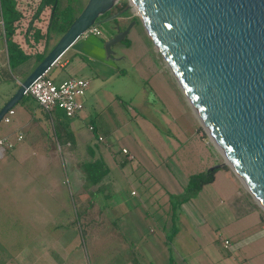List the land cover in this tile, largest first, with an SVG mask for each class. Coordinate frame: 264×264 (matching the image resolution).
<instances>
[{"label": "rangeland", "instance_id": "obj_1", "mask_svg": "<svg viewBox=\"0 0 264 264\" xmlns=\"http://www.w3.org/2000/svg\"><path fill=\"white\" fill-rule=\"evenodd\" d=\"M28 1L32 13L37 9L40 0ZM87 1L69 0V3L73 6L72 16L76 18ZM65 2L66 0H60L61 4ZM123 3L126 4L127 1L119 0L118 6ZM50 13L48 7L44 8L40 18ZM134 13L125 12L124 14L137 18ZM40 18L37 20V24L41 27L44 26V23ZM133 20H130L128 24ZM134 21L125 38L126 42H124L126 45L130 44V47L123 52L127 58V63L117 64L120 70H123L122 73L111 78L107 84L102 86L100 92V97L103 99L105 94L106 97H109L113 89L120 100L123 101L121 104L119 100L114 103H111L113 100L110 101V98L103 100L111 108L110 110L104 108L101 111L111 132V134H108L106 142L114 141L112 150H117L118 145L125 141L128 135H134L137 137L139 144L147 149L146 151L154 159L153 161H156L157 155H155L156 152L153 148L154 141L148 142V140L158 136L162 142H157V146L163 145L167 149L170 148L172 154L165 156V164L159 166L158 169L156 168V173H159L158 176H155V173L149 168L147 172L149 191L145 192L141 185L137 183L132 186L126 185L125 180L113 171L114 167L110 163L111 150L106 148L104 142H98L99 149L109 158L105 160L108 162L115 180L104 185L103 192L95 194L92 192V187L86 189L85 179L80 184L75 177L74 166L76 164L79 163V170L82 173V166L92 163L91 154L87 150L88 145L78 144V149L75 153H72L71 159L67 157L63 159L59 153H56L52 158L45 159L40 158L36 153L32 154L34 149H38L36 143H26L24 145L25 150L21 154L19 153L23 156L17 159L20 169L16 167L17 171H10V175L6 174L9 183L14 184V192L9 191L3 194L0 192V264H127L129 247L127 245L126 218L123 217L119 220L114 218L112 223L108 221L110 213L112 216H117L116 214H119V212L125 211V207L118 201L127 196L130 197V191L135 190L137 195H145L150 200L147 203V209L152 214L153 210L159 208L158 205H154L152 202L164 200V194L167 196L164 187L171 190V194H168L172 199V203L175 204L177 200L185 196V189L191 176L190 173H200L212 167H207L206 163L210 160L208 158L211 151L209 145L214 148L215 146L177 83L173 81L177 88L173 96L170 81L166 80L158 84L153 81V85L156 86L153 88V85H151L153 89H151L149 97H146L145 93L150 83L149 77L156 70V61L150 42L146 39L149 37L145 33L141 21L138 18ZM97 26L105 36H108V33L112 31L106 24ZM40 27L38 33H36L37 40L44 32L43 29V32L40 33L42 29ZM49 32L46 54L61 36L54 29L53 33H51L52 30H49ZM88 37L89 39L93 38L91 34ZM112 50L113 52H122L121 48L115 47V45ZM58 73L59 70L52 67L47 75L51 78L55 77L57 82L61 81L63 77L69 76L63 72L60 78V76H57ZM139 79L149 81L148 83L145 81L143 86ZM154 93H157L160 101L156 98L153 99ZM128 95L135 103L130 104L127 102ZM146 100L148 104L145 103ZM26 102L34 104L33 100L29 98L26 99ZM142 120L149 122L153 127L147 124V128L143 127L141 129ZM175 121L177 124H174ZM1 124H4V121H0ZM178 125L182 126L180 127L181 130ZM148 126L151 127L148 128ZM80 131L84 135L87 133L86 121L80 122ZM187 135H192V158L190 157L192 166L190 168H185L180 164L181 154L178 155L173 150V137L182 139L183 136ZM20 145L15 146V148ZM6 162L4 161L1 164L2 168L7 167ZM100 170L101 168H98V170H93L92 173H100L97 172ZM186 181L187 184L184 186ZM34 183L37 188L46 190V192L35 191L36 186ZM213 188L222 194L221 199L225 203L226 190H223L222 181L217 179ZM225 188L229 192L233 191L231 186L226 185ZM105 196L108 197V201L107 203L104 202V206L102 203V206H100L99 203L104 201L105 198L103 197ZM34 197L41 200L42 203L40 201L35 203ZM195 202L198 203L196 198ZM204 204L200 205V212L202 211V214L206 216L208 215V208ZM45 209L48 212L51 209L53 214L45 216L43 214ZM82 211L86 212L84 217L91 220V222L83 220ZM174 212L172 229L174 228L176 232L179 231V238L175 243V238L169 240L170 243L167 245L170 247V255L178 264H211L212 261H217L218 252L220 254L227 252L222 244V238L230 233L227 227L225 230L219 229V231L214 230L211 232L207 224L202 226L197 224L194 214H192L191 222L190 219H187V212L182 211L179 217L182 219L180 225L178 210L175 208ZM196 215L199 217L198 214ZM40 217L42 222L39 220ZM68 217L72 219V224L69 227L66 223ZM162 217L165 220L164 216ZM80 224L82 228H80ZM188 233H192V241ZM210 236H213V240L216 241L215 246L218 248V252L211 245L208 246ZM159 259V261H162L164 257L160 256Z\"/></svg>", "mask_w": 264, "mask_h": 264}, {"label": "crops", "instance_id": "obj_2", "mask_svg": "<svg viewBox=\"0 0 264 264\" xmlns=\"http://www.w3.org/2000/svg\"><path fill=\"white\" fill-rule=\"evenodd\" d=\"M118 3L119 0L116 6H118ZM30 14L31 6L28 0H0V109L41 60L39 56L43 55L47 50V45H44L46 23L40 27L36 21L31 28L27 29ZM40 19H43V16ZM130 19H133L131 15L120 20V22L123 21V28L129 23ZM39 27L42 28L40 33L43 32V29L44 32L40 39L37 40L36 33H38ZM113 33L111 31L104 38L93 35L90 32L84 33L52 66L59 70L57 76H60V78L63 72L69 75L58 82L55 77H49L56 83L70 78L82 79L88 82L84 95L79 98L83 108L74 117L66 116L60 109H55L51 114H48L34 98L28 95H24L10 109L13 113L7 114V116L9 118L11 115V118L0 125V138H7L12 143L10 148L3 147L1 149L0 192L2 194L9 191L14 192V184L9 183L6 174L10 175L12 171H17L16 167L20 169L17 159L23 156L19 155V153L21 154L25 150L24 145L28 142L37 144L38 149H34L32 154L36 153L37 156L45 159L54 157L56 153L61 154L63 159L64 157L71 159L72 153H75L78 149V144L88 145L87 150L91 154L90 159H92V162L99 161L101 169H106L103 177L91 186L93 188L92 192L95 194L103 192L104 185L115 180V177L111 174L108 162L105 160L109 158L97 146L98 142H104L106 148L111 150L110 163L114 167L113 171L125 180L126 185L132 186L137 183L141 185L143 191H149V187H147L149 183L147 172L151 168V171L155 173L154 175L158 176L157 174L159 173H156V170L159 166L165 164V156L172 154L170 153V148L167 149L163 145H161L162 147L157 146V142H162L158 136L149 139L148 142L154 141L155 144L153 148L157 156L156 161H153L154 159L146 151L147 149L139 144L137 137L134 135H128L126 140L118 145L119 148L117 150H112L114 141L106 142V138L111 132L101 111L104 108H109V110L111 108L103 100L110 98V101L113 100L111 103L119 100L121 104L123 101L120 100L113 89L109 97H106L105 94L103 99L100 97V92L102 86L107 84L111 78L122 73L123 70H120L117 64L127 63V58L123 52L130 47V44L126 45L122 41L115 45V47L121 48L122 52L115 51L112 58L106 56L103 43ZM90 34L93 37L91 39L88 37ZM146 39L150 42L152 52L155 55L156 70L149 77V88H147L145 95L149 97L151 89L156 86L155 84L153 85V81L158 84L167 80L172 84L171 91L174 96L175 89H177L176 85H174L175 80L165 62L162 58H159L160 54L153 43L149 38ZM145 81V79H139L143 86ZM151 85H153V88ZM153 97V99L159 100L157 93H154ZM27 98L33 100L34 104L26 102ZM128 98L130 100L127 99V102L132 104L134 101L131 100L132 98L129 95ZM145 103L148 104V101L146 100ZM0 121H3L2 118ZM81 121H86L87 133L85 135L80 131ZM142 123L141 129L143 127L147 128V124L151 125L145 120H142ZM174 124H177V122L175 121ZM89 126L92 129H89ZM151 126H148V128ZM178 127L181 130L180 127L182 126L178 125ZM19 135L21 139L18 140L17 137ZM173 142V150L178 155L181 154L180 164L185 168H190L192 166V135L183 136L182 139L173 137ZM19 144L21 145L15 148ZM209 147H211V151L208 156L210 160L206 163L207 167L221 164L223 160L221 154L213 146L209 145ZM122 149H125L126 153H123ZM200 160L202 161V159ZM4 161H7V167L2 168L1 164ZM74 167L76 180L82 184L84 175L79 170V163ZM224 167L216 169L211 183L205 184L192 198L177 207L172 203V199L169 196L171 190L167 187H164L167 193V196L164 194L165 199L152 202L159 207L153 210L152 214L147 209V203L150 200L145 195H137L135 190L130 191V197L127 196L120 199L118 202L125 207V211L119 212V214H116L117 216H112L110 213L108 221L112 223L114 218L116 220L123 219V217L126 218L127 245L129 247L127 264H178L170 255V247L167 245L170 243L169 240L175 238V243L179 238V231L176 232L174 228L172 229L175 208L178 210V222L181 221L180 225L182 224V219L179 217L182 211L187 212V219H190L191 222L192 214H194L197 224L199 226L207 224L211 232L214 230L219 231V229L225 230L226 227L229 229V235L222 238V244L227 252L220 254L215 246L216 241L213 240V236L209 237L208 246L211 245L218 252L217 261H212L211 264H264V212L243 187L233 171L226 166ZM190 174L192 175V173ZM217 179L222 181L223 190H226L225 203L222 202V194L213 188ZM186 184L187 181L184 186ZM226 185L231 186L233 191L229 192L225 188ZM35 191L46 192V190H40L37 186ZM103 198L105 199L99 203L100 206H102L101 203L104 206V202L107 203L108 201L107 196ZM195 198L198 203L195 202ZM34 201L35 203L37 201L41 202L36 197H34ZM202 203H205L208 208V215L206 216L202 214V211L200 212ZM43 214L51 216L53 213L51 209H49V212L45 209ZM84 214L86 212L82 211L83 220L91 222V220L84 217ZM161 215L164 216L165 220H163ZM39 220L42 222L41 217ZM44 221L47 222L46 220ZM66 223L69 227L72 224V219L68 217ZM80 226L82 228L81 224ZM188 234L192 241V233ZM226 240L229 242L227 246L224 243ZM43 245L45 246V244ZM238 251H241L240 253H243V255L237 253ZM160 256L164 257L162 261H159Z\"/></svg>", "mask_w": 264, "mask_h": 264}, {"label": "water", "instance_id": "obj_3", "mask_svg": "<svg viewBox=\"0 0 264 264\" xmlns=\"http://www.w3.org/2000/svg\"><path fill=\"white\" fill-rule=\"evenodd\" d=\"M88 0L81 13L0 109V120L30 84L93 25L114 33L106 56L131 29L135 12L200 124L264 212V0Z\"/></svg>", "mask_w": 264, "mask_h": 264}, {"label": "built area", "instance_id": "obj_4", "mask_svg": "<svg viewBox=\"0 0 264 264\" xmlns=\"http://www.w3.org/2000/svg\"><path fill=\"white\" fill-rule=\"evenodd\" d=\"M87 32L102 38L105 36L97 25L91 26ZM87 87L88 82L82 79L70 78L56 83L44 73L25 89L24 95L34 98L48 114H51L55 109H60L66 116L74 117L83 108L79 98L84 95ZM12 113V110H8L3 115L2 120L7 122L9 120L7 114ZM89 129H92V127L89 126ZM17 139H21V136L19 135ZM11 146L12 143L9 139L0 138V155L3 147L10 148ZM122 152L126 153V150L122 149ZM224 243L227 246L229 242L226 240Z\"/></svg>", "mask_w": 264, "mask_h": 264}, {"label": "trees", "instance_id": "obj_5", "mask_svg": "<svg viewBox=\"0 0 264 264\" xmlns=\"http://www.w3.org/2000/svg\"><path fill=\"white\" fill-rule=\"evenodd\" d=\"M47 7L50 9L51 13L49 15H44L43 19L40 20L44 21V24L46 23L44 45L48 46L49 30H52L51 33H53L54 29L57 34H63L75 17L72 16L71 11L73 6L69 3V0H66L64 4H61L60 0H40L37 9L30 14L27 29L32 27V24L40 18L42 10ZM133 19L137 20V18L134 17ZM123 42H126V39H124ZM45 53L46 51L43 55H40L39 58L42 59ZM47 77L49 76L47 75ZM98 168H101L99 161H94L91 164L89 163L82 166V173L85 176L84 179L86 189L96 184L106 173L105 168L97 171L100 173H92L93 170H98ZM215 172L216 169H207L203 172L192 174L189 177L188 184L185 189V196L175 202V207L189 200L192 196L198 193L205 184L211 183L214 179Z\"/></svg>", "mask_w": 264, "mask_h": 264}, {"label": "flooded vegetation", "instance_id": "obj_6", "mask_svg": "<svg viewBox=\"0 0 264 264\" xmlns=\"http://www.w3.org/2000/svg\"><path fill=\"white\" fill-rule=\"evenodd\" d=\"M117 5V4H116ZM125 5L126 4H122V5H120V6H115V8L111 11V13L110 14H113V13H116V12H118L119 10H122L124 7H125ZM129 17V15H126V14H123L122 15V17ZM131 20V19H130Z\"/></svg>", "mask_w": 264, "mask_h": 264}]
</instances>
